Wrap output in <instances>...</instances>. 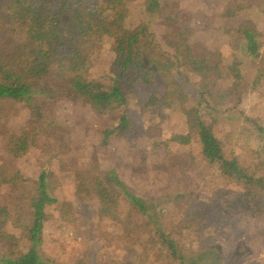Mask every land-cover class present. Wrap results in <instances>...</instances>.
<instances>
[{"label": "rangeland", "instance_id": "1", "mask_svg": "<svg viewBox=\"0 0 264 264\" xmlns=\"http://www.w3.org/2000/svg\"><path fill=\"white\" fill-rule=\"evenodd\" d=\"M161 2L177 11L180 23L191 30L189 41L196 53L205 48L220 52L223 87L233 82L228 66L235 59L243 61L248 83L243 101L222 106L203 102L201 109L222 139L224 155L244 165L253 164L259 145L256 126L264 125V37L261 57L250 61L242 54L241 36L227 34L225 29L251 19L264 34V13L249 0L243 12L232 18L217 16L231 0ZM128 6L126 26L150 22L164 47L173 51L166 41L177 38L175 27L150 15L143 0H130ZM113 48L114 40L106 38L103 48L94 54L91 68V77L107 86L115 77ZM259 72L263 76L253 87ZM199 82V76L192 73L182 78L191 103L201 101ZM120 83L129 89L128 130H115L105 141V131L116 128L118 116L98 113L84 98L65 95L56 83V95L44 100L45 111L55 118L54 133L42 135L37 147L15 160L30 178L36 179L44 164L58 176V201L47 207L51 218L45 223L41 247L48 264H178L159 231L176 240L186 256L185 264H264V210L257 202H246L236 180L204 157L197 137L189 144L171 140L175 133H187L188 126L179 105L149 104L152 96H161L166 90L161 75L147 81L132 68ZM29 119L25 103L0 102V163L11 160L8 140L20 135ZM60 145L65 152H58ZM94 163L115 169L127 188L148 204V213L132 210L123 196V217L132 224L126 227L101 217L98 200L82 197L77 191V173ZM13 199L10 187L0 183V204L12 209ZM28 245L24 238L21 247ZM7 248L0 239V251Z\"/></svg>", "mask_w": 264, "mask_h": 264}, {"label": "trees", "instance_id": "2", "mask_svg": "<svg viewBox=\"0 0 264 264\" xmlns=\"http://www.w3.org/2000/svg\"><path fill=\"white\" fill-rule=\"evenodd\" d=\"M129 1L0 0V102L25 103L30 110L25 130L8 140L11 160L0 163V183L10 187L14 198L12 209L0 204V239L8 245L6 251H0V264H48L41 247L45 223L51 218L47 207L58 201V176L44 164L38 177L30 178L15 160L37 147L42 135L54 133L55 118L45 111L44 100L56 95V83L65 95L84 98L98 113L118 116L116 128L105 131L106 141L115 130L131 127L127 111L129 89L120 83L126 72L136 68L138 76L147 81L160 74L166 90L161 96H152L149 104L167 108L179 105L188 126L187 133H175L171 140L189 144L197 137L204 157L218 163L226 176L236 180L246 202H257L264 210V125L256 126L259 145L254 163L244 165L237 158L224 155V143L201 109L203 102L222 106L243 101L248 86L241 68L243 61L235 59L228 66L233 82L223 87L225 71L220 52L205 48L196 53L189 41L191 30L180 23L177 11L161 0H143L150 15L163 18L177 30V38L166 41L171 51L158 39L150 22L134 28L126 26ZM246 1L231 0L217 16L240 15L249 4ZM249 2L264 13V0ZM225 32L241 36L242 54L247 59L256 61L261 57L264 34L253 20L226 27ZM106 38L114 40L115 53L111 65L115 77L108 86L91 77L93 56L103 48ZM191 73L200 78L201 101L197 103L190 102L182 86V78ZM262 76V72L256 75L253 87ZM61 146L59 153L66 151ZM77 180L78 194L97 199L98 213L103 218L122 222L126 227L132 224L123 217V196L129 199L132 210L144 214L149 211L148 204L127 188L115 169H103L94 163L80 170ZM159 235L178 264H185L186 256L176 240L163 231ZM24 238L29 241L26 249L21 247Z\"/></svg>", "mask_w": 264, "mask_h": 264}]
</instances>
